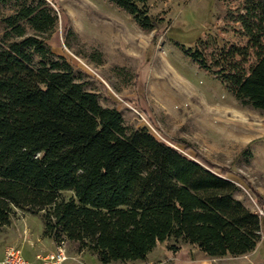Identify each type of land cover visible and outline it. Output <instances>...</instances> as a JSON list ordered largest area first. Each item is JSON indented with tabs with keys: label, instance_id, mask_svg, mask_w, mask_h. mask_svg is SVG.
<instances>
[{
	"label": "trees",
	"instance_id": "1",
	"mask_svg": "<svg viewBox=\"0 0 264 264\" xmlns=\"http://www.w3.org/2000/svg\"><path fill=\"white\" fill-rule=\"evenodd\" d=\"M105 1L143 30L163 23L150 0ZM0 3L15 9L0 39V232L16 209L43 212L45 236L78 242L102 264L145 261L170 240L172 253L185 244L211 258L257 247L263 217L238 198L230 171L181 153L147 127L129 130L120 111L101 105L46 44L58 24L48 1ZM230 13L237 42L210 53L202 40L179 48L239 105L264 111V0H236Z\"/></svg>",
	"mask_w": 264,
	"mask_h": 264
},
{
	"label": "rangeland",
	"instance_id": "2",
	"mask_svg": "<svg viewBox=\"0 0 264 264\" xmlns=\"http://www.w3.org/2000/svg\"><path fill=\"white\" fill-rule=\"evenodd\" d=\"M46 1L58 24L45 42L74 67L86 90L98 94L104 107L120 111L129 130L147 127L181 153H198L217 172L230 171L228 177L242 189L238 198L259 212L264 226V111L239 105L218 79L179 48L202 40L210 53L237 42L239 24L230 13L236 0H150V14L163 19L157 30L141 29L105 0ZM14 11L0 3V39L7 30L4 19ZM23 25L33 36L31 27ZM73 195L63 192L66 199ZM43 215L15 210L11 224L0 232V260L9 247L31 261L33 253L47 255L61 247L66 263L102 264L90 250H80L78 242L57 244L45 236ZM173 243H162L156 253Z\"/></svg>",
	"mask_w": 264,
	"mask_h": 264
},
{
	"label": "crops",
	"instance_id": "3",
	"mask_svg": "<svg viewBox=\"0 0 264 264\" xmlns=\"http://www.w3.org/2000/svg\"><path fill=\"white\" fill-rule=\"evenodd\" d=\"M159 246H162V243H158L156 248L149 253L145 261L128 262L125 264H264V226L262 227V238L257 247L253 251L239 256L227 255L221 258H211L198 248L190 245L182 246L180 251L177 253H172L168 249H165V247L164 250L161 247V251L159 250L156 253ZM159 253L162 255L161 258L154 260V256ZM36 255L37 253H33V261L27 259L26 257L24 258L31 264H40V262L36 259ZM2 260L3 257L0 260V263ZM62 264L76 263H66L65 261Z\"/></svg>",
	"mask_w": 264,
	"mask_h": 264
},
{
	"label": "built area",
	"instance_id": "4",
	"mask_svg": "<svg viewBox=\"0 0 264 264\" xmlns=\"http://www.w3.org/2000/svg\"><path fill=\"white\" fill-rule=\"evenodd\" d=\"M37 261L40 264H62L68 260V255L63 248H59L58 251H53L47 255L38 254L36 255ZM0 264H31L28 260L23 257L22 252L15 248L9 247L5 251V255Z\"/></svg>",
	"mask_w": 264,
	"mask_h": 264
}]
</instances>
